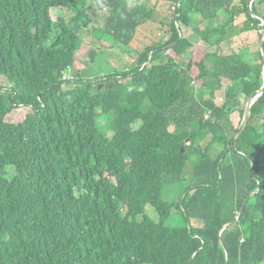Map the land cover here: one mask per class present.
<instances>
[{"label": "trees", "instance_id": "obj_1", "mask_svg": "<svg viewBox=\"0 0 264 264\" xmlns=\"http://www.w3.org/2000/svg\"><path fill=\"white\" fill-rule=\"evenodd\" d=\"M157 1L164 13L143 0H0V264H264V92L235 144L231 120L263 86L264 56L220 52L262 31L264 0ZM57 8L74 14L54 19ZM101 9L93 32L135 52L130 67L101 50L76 67ZM195 37L215 49L184 62ZM20 108L22 121L6 119ZM174 208L180 227L165 225Z\"/></svg>", "mask_w": 264, "mask_h": 264}, {"label": "rangeland", "instance_id": "obj_2", "mask_svg": "<svg viewBox=\"0 0 264 264\" xmlns=\"http://www.w3.org/2000/svg\"><path fill=\"white\" fill-rule=\"evenodd\" d=\"M146 3H148L150 6H155L158 14L164 13L166 6L163 2H158L157 0H143ZM74 14V11L71 9H53L52 10V17L54 19H57L60 16L65 17L68 19L71 15ZM90 15L92 16L94 22L91 25V31L87 32L84 34V41L83 45L81 46V49L79 50V53L77 55V63L76 67L78 69L84 68V64L88 61L93 63L97 57L98 51L101 50L105 52L109 62L115 66L117 69L122 70L126 66L130 67L131 63L133 60L136 58L135 52L131 51H126L122 49V46L112 42V46H109V40L107 38H103L101 41H99L98 36L93 32V26L98 27L102 26L104 24L105 18H106V10L101 9V10H93L90 12ZM245 17L239 16L236 18L235 23L239 24L242 20H244ZM154 31V30H153ZM152 31V32H153ZM182 31L186 33H190L191 29L190 28H182ZM184 32V33H185ZM260 29H251L247 30L244 32H240V34L232 35L229 41L224 42L221 47H220V52L229 54L232 52H236L242 48H246L250 53H255L259 49H261L260 46ZM162 36V33H161ZM196 41L195 46L193 47L192 50H190L186 56V59L184 62H187L188 59L192 58H197L199 59L201 55L203 54L204 51L209 50V49H215V47H210L203 43L201 40H198L197 37L193 39ZM198 40V41H197ZM98 57L101 59L102 64H106L104 59V55H98ZM89 71V70H88ZM228 83L227 80L224 81L223 85L226 86ZM197 86H199L200 82L196 83ZM0 85L2 86H9V83L3 78L0 77ZM222 97H223V90L217 92L216 96V101L218 103L222 102ZM30 110L28 108H20L19 110H15L11 112L10 114L7 115L6 119L11 122H19L22 121L25 117V115L29 112ZM244 117L240 114L238 110L233 112L231 114V120L233 124L236 127H239L240 124L242 123ZM138 125V124H137ZM136 125V126H137ZM260 127V125L258 124ZM171 129L174 127L171 126ZM190 169V166H189ZM191 183V180H188L187 182H182V183H176L174 186H180L181 191L184 190L189 184ZM174 186L167 187L166 190L164 191V199L168 201H173L177 200L178 197V192H176V189ZM179 190V192L181 193ZM147 214L154 220L158 221L159 217L156 212V210L151 206H147ZM193 224L197 223L198 221L193 220ZM165 225L170 226V227H180L184 225V217L179 212L176 208L172 210L171 217L165 222Z\"/></svg>", "mask_w": 264, "mask_h": 264}, {"label": "water", "instance_id": "obj_3", "mask_svg": "<svg viewBox=\"0 0 264 264\" xmlns=\"http://www.w3.org/2000/svg\"><path fill=\"white\" fill-rule=\"evenodd\" d=\"M254 0H249V6L252 5V2ZM251 13L253 16L257 17V18H261V16L257 13H255L253 10H251ZM181 35H182V32H181ZM260 46H261V51H262V54L264 56V21H263V29L262 31L260 32ZM152 58V56H150V59ZM264 92V84L263 86L260 88V90L256 91L252 96L251 98L249 99L248 103H247V107H246V111H245V115H244V119L242 121V123L240 124L239 126V129L237 130V133L235 135V139L233 141V144L236 143V140L238 138V136L240 135V133L242 132V130L245 128L248 120H249V117H250V113H251V106L253 104V102L256 100V98L258 96H260L262 93ZM249 197V196H248ZM248 199V198H247ZM247 199L243 202V205H242V208H241V211L239 213V216H237V218H235L234 220H232L230 223H235L239 220L240 218V215L242 214L243 210H244V207H245V204L247 202ZM225 227V226H224Z\"/></svg>", "mask_w": 264, "mask_h": 264}]
</instances>
